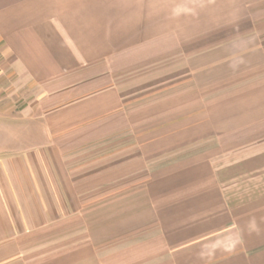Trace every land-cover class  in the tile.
<instances>
[{"label": "crops", "instance_id": "crops-1", "mask_svg": "<svg viewBox=\"0 0 264 264\" xmlns=\"http://www.w3.org/2000/svg\"><path fill=\"white\" fill-rule=\"evenodd\" d=\"M0 264H264V0H0Z\"/></svg>", "mask_w": 264, "mask_h": 264}]
</instances>
